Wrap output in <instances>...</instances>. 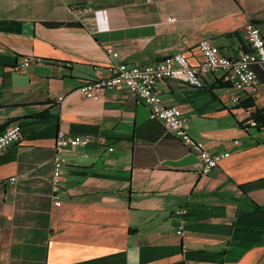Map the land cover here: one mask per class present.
I'll return each instance as SVG.
<instances>
[{
	"label": "crops",
	"instance_id": "1",
	"mask_svg": "<svg viewBox=\"0 0 264 264\" xmlns=\"http://www.w3.org/2000/svg\"><path fill=\"white\" fill-rule=\"evenodd\" d=\"M250 22L264 37V0H0V131L22 133L0 155V264H264V126L249 119L264 109V65L259 96L237 106L222 73L157 83L195 139L229 153L208 176L127 88L79 90L119 62L182 52L198 65L202 38L238 56ZM24 56L36 62L20 69ZM60 130L98 142L63 152L57 207Z\"/></svg>",
	"mask_w": 264,
	"mask_h": 264
},
{
	"label": "built area",
	"instance_id": "2",
	"mask_svg": "<svg viewBox=\"0 0 264 264\" xmlns=\"http://www.w3.org/2000/svg\"><path fill=\"white\" fill-rule=\"evenodd\" d=\"M170 21L174 19L170 18ZM245 35L249 49L238 56L224 55L210 39L202 38L197 44V49L203 57L198 65L190 64L187 56L182 52L167 55L156 63L145 65L119 62L111 67L108 76L97 77L84 83L79 88L80 93L86 98L97 100L102 91L127 88L137 100L149 108L151 116L163 124L167 133L178 139L190 152L196 154L199 172L208 176L229 153L213 154L203 142L195 139L188 131L187 120L182 111L178 107L164 104L161 92L157 89V83L163 80H177L190 87L201 88L204 86V76L222 73L230 83L228 95L230 105H239L244 97L255 99L259 96L256 67L264 65V37L257 24L252 22L246 25ZM107 51L113 57L119 56L111 48ZM35 62L36 59L33 57L24 56L19 63V68L27 69ZM62 99V96L58 97L59 101ZM21 138V126L18 123L0 131V155L9 147L20 143ZM97 142V139L90 135L73 136L62 130L58 131L50 178L51 195L55 206L59 207L62 203L61 182L63 169L67 163L63 152L69 148L85 147ZM115 150L113 146L108 147L109 152ZM15 179V177L11 178L12 181ZM185 214V208L176 212L180 221L177 233L180 235L183 233Z\"/></svg>",
	"mask_w": 264,
	"mask_h": 264
},
{
	"label": "trees",
	"instance_id": "3",
	"mask_svg": "<svg viewBox=\"0 0 264 264\" xmlns=\"http://www.w3.org/2000/svg\"><path fill=\"white\" fill-rule=\"evenodd\" d=\"M249 119L251 121L255 122V125L264 126V109L263 110H256V111L252 112L250 114V118Z\"/></svg>",
	"mask_w": 264,
	"mask_h": 264
}]
</instances>
